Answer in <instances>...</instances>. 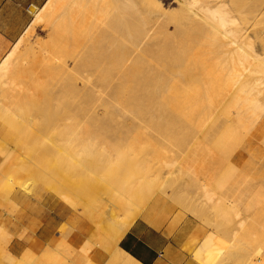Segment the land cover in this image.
Wrapping results in <instances>:
<instances>
[{"label": "bare ground", "instance_id": "6f19581e", "mask_svg": "<svg viewBox=\"0 0 264 264\" xmlns=\"http://www.w3.org/2000/svg\"><path fill=\"white\" fill-rule=\"evenodd\" d=\"M175 2L177 10L169 12L152 0H106L101 7L107 16V11H111V17H102L103 26L88 32L85 27L89 19L73 9L71 0H48L36 8L29 27L2 60L0 94L16 101L22 95L21 83L29 86L28 80L44 81L46 92L50 91L47 104L54 111L61 104L65 106L64 111L49 118L63 128L57 146L71 153L75 161L89 153V144L104 142L112 133L117 137L106 127L111 124L124 128L129 114L133 125L134 120H139V125L137 121L134 125L138 129L130 127V122L134 133L124 129L144 141L149 140V133L143 138L139 131L144 127L140 124L158 130V135L165 128L169 136L166 138L173 143L185 144L193 137L188 133L181 137L177 132L181 127L200 130L205 140L214 139L216 144L214 155L210 151L204 153L203 172L207 178L225 174L219 188L225 184L237 188L241 171L235 164L264 158V32L252 39L247 30L239 28L233 13L241 16V4L230 5L226 0ZM241 2L253 4L252 16L264 15V0ZM40 24L50 32L48 41L29 44V36ZM156 33L163 38L155 40ZM92 68L104 76L87 84L85 74ZM109 109L114 113H108ZM130 138L131 135L126 140ZM105 147L98 148V158ZM12 152L6 156L4 166L1 164V178L8 172H19L17 160L22 154ZM230 164L235 166L226 171ZM77 165L81 166L76 161L78 169ZM257 177L264 180V170ZM255 188L258 194L254 201L258 203L263 194ZM242 205L238 197L230 207L237 209ZM110 210L102 216L106 219L102 225L111 217ZM259 251L258 259L264 264V247Z\"/></svg>", "mask_w": 264, "mask_h": 264}, {"label": "rangeland", "instance_id": "374dc122", "mask_svg": "<svg viewBox=\"0 0 264 264\" xmlns=\"http://www.w3.org/2000/svg\"><path fill=\"white\" fill-rule=\"evenodd\" d=\"M82 1L71 0L73 9L80 12L85 19H89L85 27L88 32L97 30L103 18L108 20L111 17L112 12L107 11L109 13L107 16L101 7L106 0H84L85 6ZM152 1L161 3L169 12L177 10L175 0ZM226 1L234 6L241 4L239 6L243 9L240 10L241 13L239 12L241 16L237 15L235 9L233 15L239 21L237 22L239 28L247 30L248 36L255 39L264 32V15L257 18L252 16L250 9L253 4L241 2L244 0ZM35 11L36 9H32L33 13ZM33 17L34 14L31 22ZM240 20L244 23L241 24ZM259 20L263 24L259 23ZM49 33L48 28L40 24L29 36L28 43L34 45L47 42ZM153 36L156 37L155 40L163 38L160 33ZM6 54L0 60V64ZM67 61L71 64L69 57ZM99 69L88 70L84 82L98 81L99 76H104ZM114 76L110 77L114 79ZM20 82L25 80L17 81ZM28 82L29 86L21 83L22 95L17 97V102L15 99L3 98L0 94V105L3 106L0 109L2 165L12 151L22 154L17 160L19 172L17 174L8 172L5 178L0 177V208L16 209L12 199L17 193L39 201L51 199L60 202L63 208L78 212L90 222L92 230L88 238L81 239L73 230L63 227L58 253L51 257L49 262L32 252H27L23 258L7 262L4 259L5 248L0 245V264H136L118 247V244L140 218L153 226H165L170 234L178 233L186 238L184 248L189 254H193L192 258L196 264H262L258 257L259 250L264 247V180L258 178L257 174L264 170V158L237 162L235 165L241 171L237 188L230 184L219 188L225 174L207 178L203 172L204 153L206 151H210L212 155L216 153L214 139L205 140L200 130L186 126L179 128L177 132L181 137L187 133L193 135L191 140L185 144L173 143L167 139L169 136L165 133L168 132L165 128L163 131L160 130L161 136L156 134L158 130L154 131L153 128L140 124L142 128L144 127L139 131L143 138L147 132L149 133V140L146 136L144 141L133 134V131L138 129L139 120H136L137 124L133 119L134 125L137 124L134 126L131 114L129 117L128 113H125L128 120L125 121L124 128L131 130L130 127L133 126L135 129L131 130L133 133H127L123 127L119 129L108 125L112 128L106 127L107 131L117 135L115 137L112 133L117 142L111 134L112 140L110 135L109 139L107 138L109 143L107 139L98 144L93 141L94 143L87 146L89 153L82 154L80 160L76 158L77 164L82 166L77 165V169L71 153L68 154L57 146L63 128L55 120L49 119L55 113L60 114L62 110L64 111L65 106L61 104L62 108L60 106L54 111L55 108L47 104L50 91L46 92L45 82L37 80ZM24 84L26 88L23 87ZM38 84L39 87L36 86ZM81 84L80 82V86ZM23 93L27 94L28 101ZM113 111L109 109L108 113ZM81 126L85 128L84 125ZM129 135L130 140H126ZM102 146H106L105 150L101 151L102 153L105 151V154L98 158V148ZM109 147H113L114 150L111 151ZM90 152H93L91 153L93 157ZM96 152L98 153L95 155ZM235 165H227L226 171ZM23 167H28L29 170L25 171ZM169 171L172 172L168 174ZM254 188L263 194L262 200L258 203L254 201L258 194L254 192ZM238 197L243 201V205L237 209L231 208V203ZM109 208L111 217L108 218L107 226L102 225V221H106L102 216ZM194 234L203 237L200 243V238L193 239ZM67 255L68 259H64ZM79 255L81 260L76 263L75 257ZM103 256L108 258H102Z\"/></svg>", "mask_w": 264, "mask_h": 264}, {"label": "crops", "instance_id": "0c3cea01", "mask_svg": "<svg viewBox=\"0 0 264 264\" xmlns=\"http://www.w3.org/2000/svg\"><path fill=\"white\" fill-rule=\"evenodd\" d=\"M47 1L0 0V60L29 27L32 17L29 8H40ZM1 164L0 159V167ZM12 201L16 209L0 208V245L5 248L3 252L7 262L10 258H23L27 252L49 262L58 253L63 227L70 228L81 239L88 238L92 230L89 221L77 212L63 208L58 201H39L22 193L15 194ZM192 237L200 238L197 234ZM185 242L186 238L181 234H170L165 226H153L140 218L125 233L118 247L136 264H196L193 254L185 250ZM80 258V255L75 257L76 263Z\"/></svg>", "mask_w": 264, "mask_h": 264}, {"label": "built area", "instance_id": "2783aa9c", "mask_svg": "<svg viewBox=\"0 0 264 264\" xmlns=\"http://www.w3.org/2000/svg\"><path fill=\"white\" fill-rule=\"evenodd\" d=\"M32 9H36V7H31V8H29L28 12H29V14H31V16H32V14H33Z\"/></svg>", "mask_w": 264, "mask_h": 264}]
</instances>
